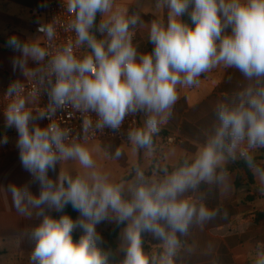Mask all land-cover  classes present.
<instances>
[{
  "label": "clouds",
  "instance_id": "clouds-1",
  "mask_svg": "<svg viewBox=\"0 0 264 264\" xmlns=\"http://www.w3.org/2000/svg\"><path fill=\"white\" fill-rule=\"evenodd\" d=\"M114 3L68 0L76 44L89 51L78 57L69 43L48 60L41 79L46 77L52 114L71 105L95 113L97 127L118 131L128 114L143 113L144 125L129 131L127 139L134 150L151 151L153 136L172 115L179 86L198 84L199 77L219 65L239 70L249 83L218 104L217 124L195 154L171 172L163 168L158 180L137 166L131 183L125 184L97 171L84 145L66 143L67 129L33 123L46 116H33L20 81H13L6 93L13 98L4 112L6 126L18 132L20 163L32 181L7 187L17 211L39 220L28 233L34 245L30 264H174L180 237L191 225L219 214L202 197L187 193L202 184L226 185L225 165L237 152L264 184V169L252 155L264 148V0H156L158 9L167 8V22L152 21L148 42L153 47L144 53L134 46L131 31L140 17L119 11ZM39 31L52 35L51 28ZM7 44L20 53L13 58V69L24 74L29 60L38 62L46 55L35 42L16 35ZM7 142L5 135L0 143ZM67 160L89 171L74 176L60 168ZM57 165L59 172L50 176ZM31 183L38 184V194L30 190ZM68 206L78 213L75 219L65 212ZM106 221L124 226L119 252L97 230ZM144 234L161 243L159 254H146ZM256 255L254 264H264V249Z\"/></svg>",
  "mask_w": 264,
  "mask_h": 264
},
{
  "label": "crops",
  "instance_id": "crops-1",
  "mask_svg": "<svg viewBox=\"0 0 264 264\" xmlns=\"http://www.w3.org/2000/svg\"><path fill=\"white\" fill-rule=\"evenodd\" d=\"M68 1V0H67ZM114 7L128 15L137 14L140 21L131 29L133 44L138 52H150L152 44L148 35L152 21L167 22V8L156 6V0H115ZM46 0H0V88L13 81L28 83L42 73L44 58L38 62L29 60V71L24 74L13 69V58L20 55L10 48L7 41L16 35L21 40L35 42L40 48L43 37L35 32V23L44 20ZM101 17H97L99 24ZM42 49V48H41ZM33 71L37 74L33 75ZM194 86H179L178 100L172 109L171 117L160 125V136L153 137V149L134 150L132 145L122 144L114 139H102L83 144L96 161V170L108 174L116 182L131 183L133 169L140 167L147 176L158 180L162 169L171 172L185 157L195 154L205 143L217 124L216 108L226 98L232 97L249 83L235 68L219 65L198 78ZM33 105L27 102V106ZM33 116L40 114L32 112ZM145 115H140V126L144 125ZM33 123L44 128L42 119ZM177 133L184 137L181 146L164 147L163 135ZM8 137L7 144H0V264H30V253L34 247L28 239L32 227L39 223L36 218L21 215L14 206L9 184L24 185L32 181L31 175L22 167L19 150L16 147L18 132L6 126V117L0 116V136ZM117 149L121 155L116 156ZM256 164L264 169V148L253 150ZM237 158L225 165L228 178L226 185L202 184L196 192L186 196L202 197L209 209H219V214L211 220L190 226L187 235L181 236L182 248L174 258V264H254L258 250L264 249V184L258 174L250 169V180L246 170L240 166L245 160ZM112 165L105 172L104 161ZM62 161L60 168L67 170L68 163ZM78 163V161H76ZM102 162V163H101ZM89 171V170H87ZM56 173L49 172L54 177ZM80 173L78 170L72 175ZM30 190L38 194L39 186L30 184ZM116 224L102 222L97 226L100 233H111ZM124 227V226H123ZM123 227L120 228L116 244L121 246ZM143 247L149 257L162 251L161 243L150 234L143 237Z\"/></svg>",
  "mask_w": 264,
  "mask_h": 264
},
{
  "label": "built area",
  "instance_id": "built-area-1",
  "mask_svg": "<svg viewBox=\"0 0 264 264\" xmlns=\"http://www.w3.org/2000/svg\"><path fill=\"white\" fill-rule=\"evenodd\" d=\"M73 20L74 14L69 10L68 1L46 0L45 18L43 21L35 23V32L43 37L41 48L46 53L42 73L34 81L21 83L22 95L26 98L27 102L33 103V105L27 107L31 112L46 116V118L42 119L44 127L52 123L62 129H67L69 131V138L66 143L75 141L83 145L102 139H114L122 144L131 145L127 139V135L129 131L141 127V113L128 114L121 128L118 131H113L107 127H97L98 117L93 112L80 111L74 109L71 105H66L62 110H58L55 114H52L48 107L46 77L44 80L41 79L45 75L48 60L55 55L57 50L69 43L73 45L74 52L78 57L89 51L86 45L76 44V35L72 28ZM42 26L52 29L51 37L39 31ZM9 85L0 88V116H5L4 112H6L8 105L13 99L11 96L6 95ZM85 121L89 123L86 125ZM159 136L160 131L153 137ZM2 139L0 136V140ZM162 139L164 147L181 146L185 142L184 137L177 133L163 135Z\"/></svg>",
  "mask_w": 264,
  "mask_h": 264
},
{
  "label": "trees",
  "instance_id": "trees-1",
  "mask_svg": "<svg viewBox=\"0 0 264 264\" xmlns=\"http://www.w3.org/2000/svg\"><path fill=\"white\" fill-rule=\"evenodd\" d=\"M185 19L187 20V17H185ZM240 166L243 167L246 170V173L249 177L250 180L253 179V175L250 171V168L248 167V165L245 162L240 163ZM65 212L67 214H69L70 216L73 217V219H75L78 216V213L73 211V209L71 208V206H68L65 209ZM123 225H116L114 230L111 233H101V235L103 236L105 242L111 246V248L117 252V244H116V239L119 233L120 228H122ZM146 234H144L145 236ZM78 238V233L74 234V239Z\"/></svg>",
  "mask_w": 264,
  "mask_h": 264
},
{
  "label": "rangeland",
  "instance_id": "rangeland-1",
  "mask_svg": "<svg viewBox=\"0 0 264 264\" xmlns=\"http://www.w3.org/2000/svg\"><path fill=\"white\" fill-rule=\"evenodd\" d=\"M67 1V0H66ZM94 160V159H93ZM95 161V160H94ZM96 163V161H95ZM102 163V162H101ZM69 165L67 166V172L71 173V172H74L76 170H78L80 173H83L87 170L83 169L79 163H77L76 161H70L68 163ZM103 167H105V172H110L111 168L113 167L112 165H109V162L107 160L104 161V165Z\"/></svg>",
  "mask_w": 264,
  "mask_h": 264
}]
</instances>
